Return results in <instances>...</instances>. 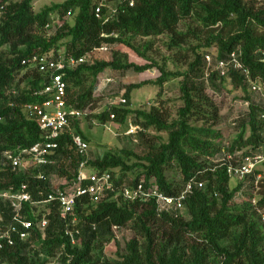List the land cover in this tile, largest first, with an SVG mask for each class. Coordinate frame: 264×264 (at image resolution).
Wrapping results in <instances>:
<instances>
[{
	"label": "trees",
	"instance_id": "trees-1",
	"mask_svg": "<svg viewBox=\"0 0 264 264\" xmlns=\"http://www.w3.org/2000/svg\"><path fill=\"white\" fill-rule=\"evenodd\" d=\"M34 1L0 0V159L3 150L28 147L41 138L40 128L27 118L22 105L44 98L34 91L42 87L45 77L36 66L24 64L23 59L34 51L51 50L55 55L79 57L108 44L114 46L112 59L93 61L90 56L89 61L65 71L68 102L85 109L97 100L94 90L106 68L144 72L157 67L160 73L155 79L129 83L125 92L129 99L134 88L149 83L158 85L156 103L150 110L114 104L98 117L106 122L114 112L113 119L124 122L134 114L136 125L166 131L168 137L147 144L141 153L131 148L110 149L91 159L90 164L109 170L117 187L154 178L160 189L178 194L192 177L204 184L187 195L182 211L161 215L153 201L128 200L118 190L95 203L82 196L75 207L80 244L71 242L57 205L51 204L45 236L35 231L28 240H18L4 251L5 264H48L59 250L61 264H264V175L257 168L245 181L231 186L223 157L218 158L224 147L223 130L216 127L222 120L221 106L207 91V83L216 87L218 82H229L250 100L228 149L231 153L240 152L236 158L264 150V119L260 117L263 110L253 100L249 84L240 72L233 70L220 76L210 70L206 76L205 57L211 53V46L217 47L215 59L239 50L252 76L264 84V0H103L117 2L118 8L115 17L106 23L94 13L102 0H64L46 4L39 11L34 10ZM107 10L103 8L104 13ZM69 12L74 15L71 21L67 18ZM54 13L62 25L47 35L46 24ZM187 20H194L207 31L203 43L189 47L190 37L196 36L195 27H179L181 22L187 25ZM164 33L169 35L166 44L179 55L177 58L137 64L120 50V45H130L128 38L132 36ZM152 43L149 39L145 48ZM133 49L145 54L137 47ZM177 59L186 61L185 69L168 68V61L175 63ZM176 78H180L182 102L173 114L163 103L162 95L164 85ZM73 125L88 140L77 120ZM57 152L62 161L59 172L71 177L80 156L68 135L60 138ZM173 166L180 172L179 181L167 175ZM133 172L136 175L130 176ZM257 174L261 176L255 184ZM2 175L5 179L0 180V190L22 180L30 182L34 195L38 188L46 189L45 181L28 178L23 172L8 170ZM239 191L245 195L242 202L236 201ZM2 208L0 203V211ZM115 225L129 226L134 236L125 242L122 252L117 250L119 257L113 259L104 255L103 246L115 239Z\"/></svg>",
	"mask_w": 264,
	"mask_h": 264
},
{
	"label": "built area",
	"instance_id": "built-area-1",
	"mask_svg": "<svg viewBox=\"0 0 264 264\" xmlns=\"http://www.w3.org/2000/svg\"><path fill=\"white\" fill-rule=\"evenodd\" d=\"M133 4V2H131ZM107 3L101 1L95 7L94 13L104 23L110 21L118 12L115 6L106 13L103 8ZM56 15V14H55ZM70 15V12H69ZM62 23H56L52 14V21L46 24L47 35H51ZM103 35H107L103 33ZM108 44L93 48L88 54L76 57L74 55L59 54L54 51H34L23 59L24 64L36 66L43 73L44 83L42 87L34 91L35 95L44 97L40 101H27L22 105L27 118L34 121L41 130V138L28 147L3 150L0 159V180L3 173L8 170L13 173L23 172L28 178L43 180L46 189L38 188L36 195L30 189V182L22 180L18 183H10L8 187L0 190V264H5L4 251L15 246L18 240L26 241L32 234L39 232L45 236L49 224L51 204L57 205V211L65 222V233L73 244H80V229L75 226V207L82 196H88L95 203L112 192L120 193L125 199L141 201H153L159 215L169 211H182L185 200L194 187H202L203 181L196 177L189 179L185 187L178 194H168L160 189L151 178L139 180L133 185L126 183L117 187L114 176L109 170L94 168L91 164L90 145L82 134L74 128L73 121L81 119L86 114V109L74 107L68 102L67 80L65 71L76 68L78 65L94 58L97 52H107ZM207 63L206 76L210 70H216L220 76H227L231 71L240 72L249 84V90L264 99V84L258 77H253L251 69L244 63L239 50H232L226 57L214 58L211 53L205 55ZM264 61V51L261 55ZM103 80L110 81L111 78ZM126 97L120 99L119 104H125ZM245 104L249 109L250 100ZM115 118V113H111ZM260 117L264 119V108ZM139 125H135L127 132H133ZM68 135L76 153L80 156L77 169L69 177L61 174L58 168L62 161L57 150L60 148V138ZM223 147V161L231 177L239 181L255 173L260 163L264 162V150L254 154L236 158L240 152H225ZM92 167V170L89 168ZM70 173V171L67 169ZM260 174L255 177L258 183ZM59 180V181H58ZM255 201V200H254ZM7 215H5V210ZM121 226L115 225L113 228Z\"/></svg>",
	"mask_w": 264,
	"mask_h": 264
},
{
	"label": "rangeland",
	"instance_id": "rangeland-1",
	"mask_svg": "<svg viewBox=\"0 0 264 264\" xmlns=\"http://www.w3.org/2000/svg\"><path fill=\"white\" fill-rule=\"evenodd\" d=\"M63 1L64 0H35L33 6L35 11H39L46 4ZM116 4L117 2L107 3L108 9L110 10L114 8ZM53 15L57 24L62 23V20L57 18V13H54ZM73 17V14L67 16L70 21L73 20ZM186 23L187 25H185V22H181L179 25L180 29L186 30L189 24L191 27H195L196 31V36L190 37L191 40H189V43L191 46L189 47L198 43H203L208 34L207 31L202 29V27L194 20H187ZM128 39L130 45L122 44L119 47L123 54L127 56L128 60L134 63H149L152 59L159 63H163L168 59L177 58L179 56L174 53V49L169 48L166 44L169 39L167 33L150 37L132 36ZM149 39H152L153 43L150 48L146 49L145 44ZM109 47L110 49L107 52H97L93 61L112 59L114 46L112 47L109 45ZM133 47H137L140 51H144L145 54H139V52L134 50ZM209 49L211 50V53H213L212 55L217 53L216 46H211ZM191 51L192 50L189 48V55H191ZM188 58L189 56L186 57V59ZM185 67L186 61H184V59H177L175 63L168 61V68L170 69H185ZM159 73L157 67L150 68L144 72H137L133 69L121 70L106 68V70L101 73L98 79V87L94 90L93 94L94 97H97L98 99L93 101L87 107L86 114L81 119L77 120L83 133L88 138L92 159L97 156H103L110 149L131 148L137 153H141L146 148L147 144L155 143L160 140H167L168 134L166 131L159 132L152 127L144 129L142 125H139V127L133 132H127L137 124L134 120V114L129 115L124 122H120L113 118H108L106 122H102L98 117V115L110 105H122L119 104V101L121 98L126 97L125 92L129 83L155 79ZM106 77L111 78V80H103ZM179 80L180 78L173 79L167 82L163 87V103L168 104L173 114L182 102L180 99L181 91ZM207 86V91L221 106L222 120L216 127L222 128L223 130L224 137L222 144L226 149L225 152H228L230 143L238 132L237 127L240 124V120L248 112V107L245 104V93L241 89L234 88L229 82L223 84L218 82L216 87L208 82ZM158 91L159 86L153 83L134 88L130 92V98L127 99V102L123 105L133 109L150 110L152 104L156 103L155 99ZM252 96L255 103H257L263 110L264 99L253 93ZM261 113L262 111L260 114ZM141 132H143L144 135H142ZM220 157H223V154H219L218 158ZM258 168L262 170V175H264V163H260ZM89 170H92V167H90ZM115 171H119V169L116 168ZM131 175H136V173H130V176ZM167 175L175 181H179L181 177L177 166L170 167L167 170ZM238 182V179L231 177V186L236 185ZM244 198L245 195L243 194V191H239L237 193L236 201L242 202ZM113 230L115 239L104 244L103 252L107 258L115 259L119 257L117 250H120L121 252L124 250L125 242L134 236V232L129 226L113 228ZM60 254L61 252L59 250L58 253L50 259L48 264H61L59 261Z\"/></svg>",
	"mask_w": 264,
	"mask_h": 264
},
{
	"label": "crops",
	"instance_id": "crops-1",
	"mask_svg": "<svg viewBox=\"0 0 264 264\" xmlns=\"http://www.w3.org/2000/svg\"><path fill=\"white\" fill-rule=\"evenodd\" d=\"M105 70H106V69H105ZM105 70H104V71H105ZM104 71H103V72H104ZM100 75H101V74H100Z\"/></svg>",
	"mask_w": 264,
	"mask_h": 264
}]
</instances>
